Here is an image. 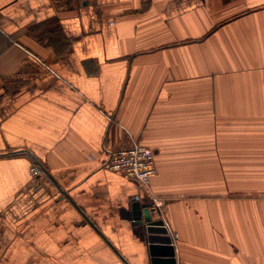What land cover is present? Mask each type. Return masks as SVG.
<instances>
[{
    "label": "crops",
    "instance_id": "0c3cea01",
    "mask_svg": "<svg viewBox=\"0 0 264 264\" xmlns=\"http://www.w3.org/2000/svg\"><path fill=\"white\" fill-rule=\"evenodd\" d=\"M155 197L176 264H264V0H0V264H149Z\"/></svg>",
    "mask_w": 264,
    "mask_h": 264
},
{
    "label": "built area",
    "instance_id": "2783aa9c",
    "mask_svg": "<svg viewBox=\"0 0 264 264\" xmlns=\"http://www.w3.org/2000/svg\"><path fill=\"white\" fill-rule=\"evenodd\" d=\"M108 171L121 173L129 179L148 186L155 175V158L152 149L142 144L140 141H132L129 145L115 149L109 153V157L104 164ZM30 173L34 177L42 175V171L37 166L30 168ZM162 200L152 199V207L159 211ZM176 238L175 236L173 237ZM173 239V240H174ZM172 244V242H171Z\"/></svg>",
    "mask_w": 264,
    "mask_h": 264
},
{
    "label": "water",
    "instance_id": "95a60500",
    "mask_svg": "<svg viewBox=\"0 0 264 264\" xmlns=\"http://www.w3.org/2000/svg\"><path fill=\"white\" fill-rule=\"evenodd\" d=\"M127 219L136 231L141 232L142 239L148 244L149 264H176L171 237L151 205L134 204L130 213H127Z\"/></svg>",
    "mask_w": 264,
    "mask_h": 264
},
{
    "label": "rangeland",
    "instance_id": "374dc122",
    "mask_svg": "<svg viewBox=\"0 0 264 264\" xmlns=\"http://www.w3.org/2000/svg\"><path fill=\"white\" fill-rule=\"evenodd\" d=\"M42 171V170H41ZM43 173V172H42ZM31 174V173H30ZM34 177V176H33Z\"/></svg>",
    "mask_w": 264,
    "mask_h": 264
}]
</instances>
